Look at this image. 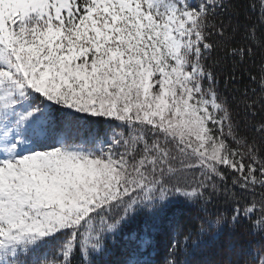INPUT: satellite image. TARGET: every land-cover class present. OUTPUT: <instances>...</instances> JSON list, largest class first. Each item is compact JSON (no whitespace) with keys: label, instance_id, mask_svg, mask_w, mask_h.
<instances>
[{"label":"snow or ice","instance_id":"obj_1","mask_svg":"<svg viewBox=\"0 0 264 264\" xmlns=\"http://www.w3.org/2000/svg\"><path fill=\"white\" fill-rule=\"evenodd\" d=\"M225 229L264 241V0H0V264H113L122 238L154 264L170 232L189 264Z\"/></svg>","mask_w":264,"mask_h":264},{"label":"trees","instance_id":"obj_2","mask_svg":"<svg viewBox=\"0 0 264 264\" xmlns=\"http://www.w3.org/2000/svg\"><path fill=\"white\" fill-rule=\"evenodd\" d=\"M238 2V0H234ZM223 89V84H221ZM103 131V129H102ZM172 215L176 218L178 226L183 230H191L195 234L199 228L201 215L200 209L196 205L178 204L172 210ZM140 221L130 223L124 230L122 236L138 231ZM174 233H154V249L151 259L154 264H165L167 259H172L169 255V241ZM123 238L114 249L112 256L113 264H120L123 259L122 245ZM264 247V241L258 237L248 236L243 229L235 232L225 229L215 239L205 237L199 247L181 259H186L189 264H244L252 259L256 251Z\"/></svg>","mask_w":264,"mask_h":264},{"label":"rangeland","instance_id":"obj_3","mask_svg":"<svg viewBox=\"0 0 264 264\" xmlns=\"http://www.w3.org/2000/svg\"><path fill=\"white\" fill-rule=\"evenodd\" d=\"M151 258V257H150Z\"/></svg>","mask_w":264,"mask_h":264}]
</instances>
